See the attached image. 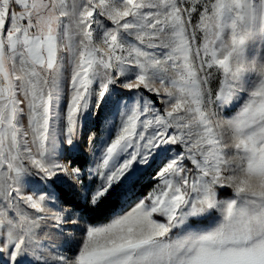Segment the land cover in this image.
<instances>
[{"label": "snow or ice", "instance_id": "snow-or-ice-1", "mask_svg": "<svg viewBox=\"0 0 264 264\" xmlns=\"http://www.w3.org/2000/svg\"><path fill=\"white\" fill-rule=\"evenodd\" d=\"M0 264H264V0H0Z\"/></svg>", "mask_w": 264, "mask_h": 264}, {"label": "trees", "instance_id": "trees-1", "mask_svg": "<svg viewBox=\"0 0 264 264\" xmlns=\"http://www.w3.org/2000/svg\"><path fill=\"white\" fill-rule=\"evenodd\" d=\"M81 165L83 166V161H81Z\"/></svg>", "mask_w": 264, "mask_h": 264}]
</instances>
